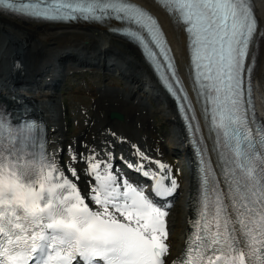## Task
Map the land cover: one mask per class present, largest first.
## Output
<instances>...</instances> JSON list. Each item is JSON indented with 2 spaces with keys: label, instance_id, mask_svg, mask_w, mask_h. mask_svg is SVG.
Instances as JSON below:
<instances>
[{
  "label": "snow or ice",
  "instance_id": "6c2138e0",
  "mask_svg": "<svg viewBox=\"0 0 264 264\" xmlns=\"http://www.w3.org/2000/svg\"><path fill=\"white\" fill-rule=\"evenodd\" d=\"M156 2L186 33L193 83L220 159L217 169L199 150L195 215L172 264H264V131L254 132L250 124V49L259 27L253 0ZM0 9L42 19L134 24L159 52L142 32L125 33L149 56L164 58L188 99L157 19L130 0H0ZM166 86L177 94L171 83ZM32 129L0 120V264H166L169 213L153 197L176 193L170 166L137 149L138 162L126 167L153 181L149 193L114 170L112 153L109 160L77 154L72 159L85 164L89 177L85 191L77 165L27 151Z\"/></svg>",
  "mask_w": 264,
  "mask_h": 264
},
{
  "label": "rangeland",
  "instance_id": "374dc122",
  "mask_svg": "<svg viewBox=\"0 0 264 264\" xmlns=\"http://www.w3.org/2000/svg\"><path fill=\"white\" fill-rule=\"evenodd\" d=\"M86 24H88V22H86ZM88 26L89 27L84 30H58L57 33L60 32L61 34H67L62 40H60V42L65 43L68 40L73 44L78 43L79 46H91L95 42L97 43L96 46H99L101 49L106 48L105 50H115L120 54L123 60L120 62L113 57H107L104 59L92 54L86 58V64L89 63L90 66L74 70L69 69V67H78L83 60L81 57L71 58L69 62L65 59H60L61 57H55V59L50 60V64L53 66L49 67L44 73L39 76L37 75L36 78H34V80L36 79V82L45 79L44 86L41 87L35 84L31 86L29 83L26 84L23 80L31 77L30 75L35 65L41 67L42 62H36L35 57L40 56L41 61H47L48 53L53 50L47 48V45H45L41 36H34L21 24L0 15V73L7 74L8 76H11L12 79H16L22 83L14 89L18 95L20 92L25 96H28V94H31L33 97L34 95L37 96L36 101L32 104H34L37 110L41 112L44 127L46 125L50 126L55 131L60 129L65 145L74 141L80 131L88 126L89 122L85 120L84 116L88 110H90V114L94 113L91 106L93 100L97 97V93L107 91V93H110V95L115 98H123L124 100H127L132 104L140 105L141 108L147 110V114L150 117H154L149 126V130L147 131V137L141 138L137 135L136 138L134 135L135 133L131 132L129 133V136L131 137L130 139L135 141L131 140L128 142L125 140V137L128 136V131L120 128L124 123L123 114L115 111L121 115V119L111 120L108 113L106 116V122L118 127L120 132L118 135L110 137L107 132L105 134V132L103 133V131H101L103 138L108 139L109 142L107 141V144L104 143L100 145L99 151L106 154V156L109 153H119V151L124 154L127 152V158L122 160L135 163L134 157L136 156L137 149H139L153 160H160L166 165H168L166 160H169V162L171 160V162L175 163L173 161L174 159L176 161L184 156V159L180 161L181 166L176 168L175 163L174 165L176 169L172 168L171 170L174 177L175 171L177 175L182 174V178L179 180L178 185L180 186L182 183L179 192L181 191V195L184 197H181L179 194L176 198L172 199L171 203H174L173 206H171L170 202L165 199H155L159 204H167L165 209L169 213L167 217L170 233L169 240L171 241V244L179 250L183 248V245L177 241L175 242L174 239L179 241V239H183L186 235L189 221L188 210L191 189L190 170L187 167L185 144L183 143L180 127L176 122L171 120L174 118V113L170 107L167 96L164 92V94L162 93V89H159L156 86L152 77L148 73V70L142 62L136 58L135 53L128 47L129 45H127V42L112 37L110 34L103 31L97 24L91 23ZM103 69L107 71H104ZM140 78L148 85L141 88H134L133 86L137 81L136 79L139 81ZM43 93L47 94V96H43ZM27 103L31 102L28 100L21 101L20 104L14 105L13 109H15L17 105L24 106ZM159 110L163 111L162 117L158 116ZM165 116L170 117L171 119H165ZM163 129H167L170 134L167 135ZM123 132L127 133L124 135ZM151 138L157 139L159 142L161 141V145H163V147L165 146L163 152L156 153L155 151L144 150L146 149L145 141H149ZM111 143L116 146L121 145L118 147V151L111 147ZM134 143H136V146L132 145ZM63 149H65L69 155V151H67L66 148ZM65 151L62 149L58 152L55 151V156L58 155L56 160L58 164L61 162L66 163L67 158L70 156H68ZM47 152L50 155H54V150L52 151L49 147L47 148ZM171 152L174 153V156L172 157L170 155ZM97 158L100 160H108L104 159V155H97ZM119 162L111 161L115 170L119 171V168L125 169V167H121L122 165H120ZM146 166L156 169V165L154 164H147ZM87 181L88 180H83L81 183L85 184ZM167 182L168 181H165V183ZM178 203H180L182 210L180 215L182 228H180V232L174 237L170 226L174 223L173 213L175 206Z\"/></svg>",
  "mask_w": 264,
  "mask_h": 264
},
{
  "label": "bare ground",
  "instance_id": "6f19581e",
  "mask_svg": "<svg viewBox=\"0 0 264 264\" xmlns=\"http://www.w3.org/2000/svg\"><path fill=\"white\" fill-rule=\"evenodd\" d=\"M131 1L138 3L139 5L147 8L150 12H152L156 16V18L158 19V21H159V23H160V25L164 31V34L166 36L167 41L170 44V47H171V50H172V53H173V56H174V59L176 62L177 69L179 70V72H180L182 78L184 79L185 83L187 84V86L192 88V85L190 82V70H189V64H188V51L186 48V36H185L184 32L181 30L180 25L174 24L171 21V18L168 17L155 3H153L152 0H131ZM255 1H256V6H257L256 13L258 14L257 18H258V22H259L261 32H260L258 40H257L258 42H257V51L255 54V68L253 70V80L255 83L256 91H257V99H258V103L260 106L262 122L264 124V0H255ZM0 15L2 17H7V18L12 19V20L16 21L17 23L21 24L23 27L27 28L28 31L30 33H32L34 36H41V38L43 39V42L45 43V45H47V48H51L53 50L52 52L48 53V60L47 61H41L40 56L35 57L36 62L37 61L42 62L41 67H38L35 65L34 68L32 69V73L30 75L31 77L23 80L26 84L29 83L31 86L33 84H35L37 86L39 85L41 87L44 86L45 79L44 80L42 79L40 81L38 80L36 82V79L34 80V78H36L37 75L39 76L42 73H44L46 70L49 69V67L53 66L50 64V60L55 59V57H58V58L61 57L60 59H65L68 62L71 60V58L81 57L83 60H82V62H80L78 67H73V66L69 67V69H74V70L77 68H84L85 66H90L89 63L86 64V62H87L86 58H87V56H90L92 54L99 56L101 58H104V59H106L107 57L108 58L113 57V58H116L120 62L123 60V58L120 56V54H118L115 50L112 49L113 51H110V50H105L106 48L101 49L99 46H96L97 43H95V42L91 46L81 45L82 47L79 46L78 43L73 44L72 42H70L68 40L65 43L60 42V40H62L65 37V35H67V34H64V33L61 34L60 32L57 33L58 30H60V29H73L75 31L76 30H84V29H87L89 27L88 25L91 23L86 24V22L76 21V22H69L66 24H52V23H47V22L23 21L20 19L12 18L10 16H6L5 14H2V13H0ZM97 25L103 31H105L107 34H110L112 37L122 39L123 41L127 42V45H129L128 47L135 53L136 58H138L142 62V64L146 67V69L148 70V73L152 77L156 86L159 89H161V87L156 82V79H155L151 69L143 61V59H142L140 53L138 52V50L136 49V47L133 46L132 44H130L125 39H123L122 37H119L110 31V27L118 26L120 24H117L114 22H109V23L104 22V23H99ZM57 51H58V54H57ZM103 70L107 71L105 69H103ZM140 79H139V81H138V79H136L137 81L135 82V85L133 86L134 88L135 87L141 88V87H145L148 85L142 79L141 80ZM19 84H22V83L16 79H12L11 76H8L7 74H1L0 73V109L3 112H4V109H6V110H8L10 108L13 109L14 105L20 104L21 101L28 100L31 103H34V101H36L37 96H35V95H34V97L31 96V94H28V96H25V95H22L23 93H20V92L18 95L14 89H15V87L19 86ZM163 92L164 91H162V93ZM44 95L47 96V94L43 93V96ZM96 96L97 97L93 100V104L91 106L92 111L94 113L90 114V110H88L84 116L85 120L89 122L88 126H86V128H83V130L80 131L78 136L71 143L65 145L64 139H62L63 135H62V132L60 129H58V131H55L50 126H47V125H46L47 127L45 126V135L44 136L46 139L47 148L49 147V149H51L52 151L54 150V155H52V156H54V158L56 160L58 158V155L55 156V151L58 152L61 149L65 151V149H63V148H66V150L69 151L70 156L65 151L66 154L69 156L68 157L69 159L67 158V161L64 164H74V165L78 166V168L81 170L79 185L85 191L87 190L88 181L85 184L81 183V181H83V180H89V177L86 176L84 174V171H83L85 169V164L82 161H77V160H74L72 158L74 156H76L77 154H79V156L83 157L85 155H90L94 152L98 156L104 155V157H105L104 159H108V160L110 159L109 155L106 156V154H103L99 151V146L104 144V143L107 144V141H108V139L103 138L101 131H103V133L105 132V134L107 132L109 134V136L112 137V136L118 135V133L120 132V129H118V127H116L115 125H111L108 122H106L107 114L110 111H118V112L123 114L124 123L121 125L120 128L126 129L128 131V136L125 137L126 138L125 140L127 142L133 140V139H130L131 137L129 136V133H131V132L135 133L134 135L136 138H137V135L141 138H146L147 137V131L149 130V126L151 124V121H153V119H154V117H150L147 114V110L141 108L140 105L132 104V103L128 102L127 100H124L123 98H120V99L115 98L112 95H110V93H107V91L97 93ZM167 98H168V101L170 103V107L174 113V118L171 119L170 117L165 116V119L167 118L169 120L170 119L173 120L180 127L181 134L183 137V142L185 144V154H186L185 156H186V158L191 160L192 155H191V151H190L189 146L185 143V135L183 132V126L177 117V114H176L172 100L168 96H167ZM36 112L37 113L34 114V117H40L41 112H39V111H36ZM158 114H157L158 116L162 117L163 111L159 110ZM111 120H113V119H111ZM163 130L167 135L170 134V132L167 129H163ZM126 133L127 132H125L124 135ZM120 134H122V133H120ZM133 141H135V140H133ZM127 142H123V143H127ZM145 142H146V144H145L146 149H144V150L155 151L156 153L157 152L159 153L161 151L163 152V149H165L164 148L165 146L163 147V145H161V141L159 142V140H157V139L151 138L149 141H145ZM111 145H112L111 147L116 151H118V147L121 146V145L116 146L113 143H111ZM132 145L136 146V143H134ZM58 148H59V150H58ZM147 154H149V153H147ZM127 155H128L127 152L124 154L121 151H119V153L114 152V154H112V156L115 157V159H111V161L112 162H116V161L119 162L120 161L119 164L122 165L121 167H125V169L119 168V171L115 170V168H114V170L116 172L122 174V175L127 176L131 181H134L135 183L140 184V181H142L144 179V177L142 175H139L134 170H130L128 167H126L124 161L122 160L124 158H127ZM170 155L172 157V156H174V153L171 152ZM101 158H103V157H101ZM134 158H135L134 162L137 163L138 158L136 156ZM183 159H184V156H182L181 158H179L176 161H175V159L173 160L176 163V168H179L181 166L180 161H182ZM166 161L168 162V165L170 163V169L171 170H172V168H175V165H174L175 163L171 162V160H170V162H169V160H166ZM173 171H174V169H173ZM181 178H182V174L177 175L176 171H175V179L177 180V182H179V180H181ZM181 185H182V183H181ZM180 186L178 187L176 193L179 192V190L181 188ZM194 191H195V184H194V181L191 180V189H190V197H189V204L190 205H189V210H188L189 211V221L194 216V213H195L193 205H192V197H193ZM176 193L170 197H166L163 199L169 201L171 206H173L174 203H171L172 199L176 198L177 195L182 194L181 191L177 194ZM181 197H184V196L181 195ZM163 199H160V200H163ZM161 205H163L165 208L167 206V204H161ZM181 213H182L181 205H180V203H178V204H176L175 209H174V213H173L174 214V216H173L174 217V223L170 226V228H172V233L174 234V237H176V235L180 232V228H182L181 219H180ZM189 221H188L185 237L181 240L179 239V241L174 239L175 242L177 241V242L181 243L183 245L182 246L183 248L178 250L176 247L173 246V244H171L170 240L168 241L170 244L171 251H170V255L167 256V263L166 264H172V261L176 260L178 257L181 256L182 251H183L184 246H185V240H186L187 233L190 231Z\"/></svg>",
  "mask_w": 264,
  "mask_h": 264
},
{
  "label": "water",
  "instance_id": "95a60500",
  "mask_svg": "<svg viewBox=\"0 0 264 264\" xmlns=\"http://www.w3.org/2000/svg\"><path fill=\"white\" fill-rule=\"evenodd\" d=\"M109 118L119 120V119H121V115L115 111H111V112H109Z\"/></svg>",
  "mask_w": 264,
  "mask_h": 264
}]
</instances>
